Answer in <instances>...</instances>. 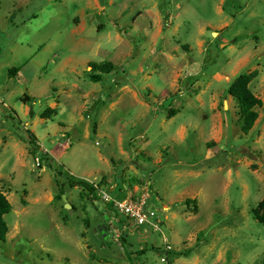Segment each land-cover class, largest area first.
<instances>
[{"label":"rangeland","instance_id":"1","mask_svg":"<svg viewBox=\"0 0 264 264\" xmlns=\"http://www.w3.org/2000/svg\"><path fill=\"white\" fill-rule=\"evenodd\" d=\"M147 189L160 230L99 196ZM0 191V264H264V0H0Z\"/></svg>","mask_w":264,"mask_h":264},{"label":"trees","instance_id":"2","mask_svg":"<svg viewBox=\"0 0 264 264\" xmlns=\"http://www.w3.org/2000/svg\"><path fill=\"white\" fill-rule=\"evenodd\" d=\"M91 72L90 78L91 81L98 83L104 80V75L111 73L115 69V65L111 62H103V63H91ZM17 70L12 69L11 72H16ZM15 74V73H13ZM258 76V72L254 71L251 73H242L237 76L231 83L228 88V93L232 95L239 108L240 115V127L243 133L249 134L253 127L255 126L256 121L259 118L258 109L262 107L263 101L257 97L252 89L250 88L251 82ZM24 103L29 104L31 98L25 97L22 99ZM33 110H30V115L33 116ZM34 144V142L32 141ZM71 184H83L88 188L91 193L95 192V187L88 183H84V181L73 182L70 181ZM115 197V196H114ZM125 195L122 196L124 198ZM107 207L113 211H116L111 204H107ZM12 204L9 202L7 197L0 191V242L6 243L7 236L9 233V225L5 219V216L12 211ZM117 214H120L116 211ZM255 217L262 223H264V202L261 203L254 210ZM128 218V217H127ZM145 251H142L144 254ZM167 254H170L171 251H167ZM181 255L185 257H189L191 255L190 250L183 251ZM132 264H137L134 259L131 260Z\"/></svg>","mask_w":264,"mask_h":264},{"label":"built area","instance_id":"3","mask_svg":"<svg viewBox=\"0 0 264 264\" xmlns=\"http://www.w3.org/2000/svg\"><path fill=\"white\" fill-rule=\"evenodd\" d=\"M99 196L106 204H111L116 211L128 217L135 225H150L154 230H160V216L150 204L151 195L148 189L146 192L143 191L137 194L127 193L121 199L106 191H100ZM165 243L166 250H172L167 238H165Z\"/></svg>","mask_w":264,"mask_h":264},{"label":"water","instance_id":"4","mask_svg":"<svg viewBox=\"0 0 264 264\" xmlns=\"http://www.w3.org/2000/svg\"><path fill=\"white\" fill-rule=\"evenodd\" d=\"M63 198H64V201H66V196H64Z\"/></svg>","mask_w":264,"mask_h":264},{"label":"crops","instance_id":"5","mask_svg":"<svg viewBox=\"0 0 264 264\" xmlns=\"http://www.w3.org/2000/svg\"><path fill=\"white\" fill-rule=\"evenodd\" d=\"M117 187H118V185H117ZM117 187H116V188H117Z\"/></svg>","mask_w":264,"mask_h":264}]
</instances>
